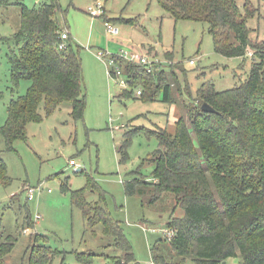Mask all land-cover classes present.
<instances>
[{
	"label": "rangeland",
	"instance_id": "1",
	"mask_svg": "<svg viewBox=\"0 0 264 264\" xmlns=\"http://www.w3.org/2000/svg\"><path fill=\"white\" fill-rule=\"evenodd\" d=\"M42 1L11 0L8 5H0V127L6 120L10 100L25 95L30 85L25 80L13 83L7 59L9 47L4 39L19 29L18 4L31 9ZM244 1L236 0L240 9ZM250 1L253 9H257L254 18L247 20L250 37L261 39L263 4ZM95 2L102 3L106 10L101 17L93 18L86 13ZM58 3L56 18L61 30L70 34L65 44L79 53L81 59L85 108L82 118L76 121L70 116L69 103L60 105L48 116L40 109L41 120L26 126L25 139L14 140L12 150H7L0 135V159L10 179L6 185H0V245L7 237L13 239L12 249L3 262L23 264L34 244L46 245L55 252L51 264H81L76 254L83 252L95 255L92 264H113V258L124 257L114 247L113 239L103 234L101 226L89 228L80 210L72 204L71 192L79 190L86 202L106 209L120 223L139 264H153L152 248L157 245L168 261L195 264L191 257L180 262L166 241L169 219L183 215L181 209L174 210V197L163 194L154 203L150 185L142 187L140 195L127 196L124 184L136 177H143L147 183L152 181L153 165L148 160L158 149V138L148 132L162 129L173 134L175 122L185 116L186 106L194 103L203 85L211 83L214 91L222 92L244 82L253 68V52L243 57L220 55L205 23L175 22L155 0H58ZM102 18L136 20V23L114 24L119 36L111 37L105 33ZM112 42L121 49L161 61L167 73L172 67L177 83L171 81L172 102H165L160 96L154 101L138 99L134 97L135 90L131 98L120 97L124 94L122 88L107 76L105 65L94 56ZM167 54L172 55L171 62L165 59ZM130 132L133 133L126 150L128 160L120 163L118 150ZM72 159L79 166L77 171L68 166ZM38 187L39 191L29 199L27 188ZM28 213L33 223L25 220ZM36 236L42 239L34 242L39 239ZM221 264L242 262L238 256Z\"/></svg>",
	"mask_w": 264,
	"mask_h": 264
},
{
	"label": "trees",
	"instance_id": "2",
	"mask_svg": "<svg viewBox=\"0 0 264 264\" xmlns=\"http://www.w3.org/2000/svg\"><path fill=\"white\" fill-rule=\"evenodd\" d=\"M10 1L0 0V5ZM257 1L264 8V0ZM155 2L175 22L205 23L220 55L243 57L252 51L254 63L247 79L232 89L216 92L211 83L203 85L194 103L186 106L185 116L175 122L173 134L162 129L148 132L158 138V149L148 160L153 165L152 181L132 178L124 184V192L127 196L140 195L142 187L150 185L152 202L163 194L174 197V210L181 209L183 215L169 219L167 228L173 236L166 241L180 262L191 257L195 264H221L239 256L242 264H264V37L252 39L247 26L257 9L250 0H245L241 9L236 0ZM18 7L19 29L4 42L9 47L7 59L13 83L25 80L30 85L25 95L11 99L7 106L6 120L0 127L7 150H12L14 140L25 139L29 123L41 120L40 109L48 116L69 103L70 116L76 121L82 118L85 108L79 53L69 45L59 49L62 30L56 18L58 0H43L31 9L23 4ZM104 21L113 25L136 23L124 19ZM114 59L130 88L120 97L131 98L132 91L141 89V95L135 98L154 101L160 96L172 102L171 83H176V75L171 66L167 73L162 63L156 62L152 72H147L144 65L115 55ZM165 59L171 62L173 57L167 54ZM203 103L214 112L202 111ZM132 133H127L119 147L120 163L128 160L126 150ZM9 181L6 165L0 159V185ZM71 202L89 228L100 225L103 234L113 239L114 247L123 252L124 257L112 259L113 264H139L120 223L106 209L86 202L79 190L71 192ZM29 219L28 213L25 220ZM12 246L11 237L0 245V264H5L3 257ZM54 255L46 245L34 244L23 264H51ZM94 257L91 252L76 254L81 264H92ZM152 263L179 264L168 261L159 245L152 248Z\"/></svg>",
	"mask_w": 264,
	"mask_h": 264
},
{
	"label": "built area",
	"instance_id": "3",
	"mask_svg": "<svg viewBox=\"0 0 264 264\" xmlns=\"http://www.w3.org/2000/svg\"><path fill=\"white\" fill-rule=\"evenodd\" d=\"M86 13H88L91 17L95 18V17H101L104 14V7L103 4L100 2H95L94 5L89 6L86 9ZM104 29H105V33L109 36L112 37H116L119 35V30L118 28L109 23V22H105L104 21ZM70 34L68 33L67 30H63L60 33V39H61V43L59 44V49L60 50H64L66 48V44L65 42L69 39ZM114 55L118 56L119 58L123 59L124 61H127L129 63L132 64H136V65H144L146 66V71L147 72H152V65L153 63H161V61L159 62V60H150L147 56H143V55H138L136 53H132L128 50L125 49H121L119 52H117L116 54H110L108 52H105L103 50H99L95 53V56L98 60H101L105 67H106V74L107 76L112 80L115 81V83H117L121 88L122 91L123 90H129L130 88L128 87L127 81L125 79V76L123 75V71L120 68V66H118L115 63V59H114ZM193 61H190V64H192ZM122 76H124V78H121ZM141 89H136L135 90V97H139L141 95ZM68 166L71 167L74 171H77V169L79 168L78 164L72 159L68 161ZM29 190V195L28 198L31 199L33 197V194L35 193V191H39V187L36 189H30L27 188ZM37 218H39L38 216L35 217V219L37 220ZM168 229V228H167ZM166 234V239L170 240L173 236V231L171 229H168L167 231H165Z\"/></svg>",
	"mask_w": 264,
	"mask_h": 264
},
{
	"label": "crops",
	"instance_id": "4",
	"mask_svg": "<svg viewBox=\"0 0 264 264\" xmlns=\"http://www.w3.org/2000/svg\"><path fill=\"white\" fill-rule=\"evenodd\" d=\"M104 11L106 12V10H105V8H104ZM103 19V18H102ZM109 19V18H108ZM103 24H104V19H103ZM104 26V25H103ZM105 30V29H104ZM119 36V35H118ZM118 36H116V37H118ZM112 37V36H111ZM121 43V42H120ZM117 48H118V50H117ZM121 50V46L120 45H118V44H116V43H114V42H112V43H108L107 45H106V48H105V50L103 49V51H105V52H119ZM94 56H95V53H94ZM95 58H96V56H95ZM97 59V58H96ZM98 60V59H97ZM99 62H101V63H103L101 60H98ZM104 64V63H103Z\"/></svg>",
	"mask_w": 264,
	"mask_h": 264
},
{
	"label": "water",
	"instance_id": "5",
	"mask_svg": "<svg viewBox=\"0 0 264 264\" xmlns=\"http://www.w3.org/2000/svg\"><path fill=\"white\" fill-rule=\"evenodd\" d=\"M201 110L204 111V112H207V113H213V112H214L213 108H211V107H210L208 104H206V103H203V104L201 105Z\"/></svg>",
	"mask_w": 264,
	"mask_h": 264
}]
</instances>
